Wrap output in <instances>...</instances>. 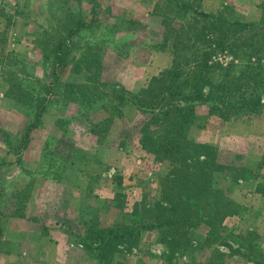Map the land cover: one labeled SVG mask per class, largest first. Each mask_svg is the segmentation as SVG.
Here are the masks:
<instances>
[{
    "label": "rangeland",
    "instance_id": "rangeland-1",
    "mask_svg": "<svg viewBox=\"0 0 264 264\" xmlns=\"http://www.w3.org/2000/svg\"><path fill=\"white\" fill-rule=\"evenodd\" d=\"M198 2L205 13L223 11L251 21L264 14V0ZM164 4L165 0H0V264L3 256L11 263L29 256L36 264H49L47 259L57 257V247L51 248L52 257L44 249L43 259L34 258L41 247L37 241L44 238L68 244L70 259L63 264H97L80 240L87 225L94 220L100 227L128 222L144 192L159 198V178L168 163L140 146L134 108L126 105L116 114L102 97L84 96L78 86L61 85L69 82L92 90L100 77L131 91L147 86L172 58L153 47L169 32L160 18L166 12L172 16ZM72 13L82 14L88 27L75 35L68 65L56 67L52 46ZM180 22L175 19L170 27L179 31L184 26ZM242 37L228 33L221 35V46L208 42L207 64L214 78L246 63L237 48L230 47ZM256 60L250 57V62ZM260 62L264 64V57ZM261 102L260 114L236 122L206 115L201 108L190 129V137L208 143L214 163L221 165L209 173L208 166H202L200 172L224 190L233 205L221 223L222 239L191 254L195 263L214 256L212 248L222 254L221 264H253L249 251L264 253V93ZM40 108V123L17 151ZM119 248V264H160L166 251L153 231L142 233L138 246ZM175 255L170 264H190L186 256Z\"/></svg>",
    "mask_w": 264,
    "mask_h": 264
},
{
    "label": "trees",
    "instance_id": "trees-1",
    "mask_svg": "<svg viewBox=\"0 0 264 264\" xmlns=\"http://www.w3.org/2000/svg\"><path fill=\"white\" fill-rule=\"evenodd\" d=\"M163 7L172 15L166 12L160 16L169 32L163 42L153 47L156 51L171 53V64L152 76L147 86L131 91L100 77L92 90L69 82L61 85L68 89L78 86L84 96L102 97L105 105L114 106L116 114H121L126 105L134 108L140 146L157 160L168 163L167 172L159 178V198L151 199L144 192L128 222L116 221L111 226L100 227L94 220L87 225L80 240L97 264H119L116 260V255L122 252L119 245L138 246L145 231L156 232L157 239L166 245L160 264H170L175 254L186 256L190 264H221L222 254L215 248L211 253L214 256L203 262L195 263L190 256L199 248L206 249L222 239L221 223L233 205L225 191L214 187L211 179L200 172L202 166H208V173L221 169V165L214 163L213 149L208 143L194 141L189 132L197 124L201 108L206 115L233 122L245 115L260 114L263 108L264 64L260 59L264 57V14L259 20L251 21L225 15L223 11L205 13L200 10L198 0H165ZM175 19L183 20L179 24L184 26L179 31L170 27ZM87 27L82 14L70 15L52 46L56 67L68 65L73 39ZM228 33L243 35L241 41L232 42L230 47L237 48L246 63L239 64L235 71L224 69L220 77L214 78L207 64L211 54L207 44L214 41L221 46L224 40L221 35ZM251 56L257 60L250 62ZM97 87L99 93L94 94ZM51 89L52 86L48 91ZM43 101L39 100L40 104ZM42 111V108L36 111L35 121L28 126L17 151L26 146L29 132L41 121ZM175 211L177 215L173 214ZM249 253L253 264H264V253ZM140 262L137 264H143Z\"/></svg>",
    "mask_w": 264,
    "mask_h": 264
},
{
    "label": "crops",
    "instance_id": "crops-1",
    "mask_svg": "<svg viewBox=\"0 0 264 264\" xmlns=\"http://www.w3.org/2000/svg\"><path fill=\"white\" fill-rule=\"evenodd\" d=\"M170 61H171V59L167 58L164 67H168L169 64L171 63ZM37 243L41 244V247L38 249L37 253L34 256V258L36 260H41L40 258L43 259L44 255H45L43 253L44 249L51 256L52 255L51 248L57 247V252H56L57 257H56V259H52V260L47 259V261L50 262L49 264H63L64 262L69 261V259H70V254H69L70 247L68 246L67 243L55 242V241L51 242V241L46 240L45 238L41 239L40 242L38 240ZM58 252H60V253H58ZM58 254H59V256H58ZM63 254H65V255L63 256ZM3 259H4V264H36L33 262V257H29V256H27L25 258L23 256H21L19 258H14V259H18V261L17 262L14 261L13 263H11V260H8L9 256H3ZM40 263H43V262L40 261ZM44 264H48V263L46 262Z\"/></svg>",
    "mask_w": 264,
    "mask_h": 264
}]
</instances>
